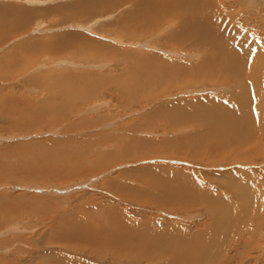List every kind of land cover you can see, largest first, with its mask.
<instances>
[{
    "label": "bare ground",
    "instance_id": "1",
    "mask_svg": "<svg viewBox=\"0 0 264 264\" xmlns=\"http://www.w3.org/2000/svg\"><path fill=\"white\" fill-rule=\"evenodd\" d=\"M32 1L28 4H41ZM110 1H105V6ZM226 1L129 0L126 7L131 8L123 10L120 26L114 30L118 37L128 39L124 43L137 45L135 40L147 36L153 39L158 31L176 22L178 28L166 31L157 46L170 57H179L174 49L197 52L198 61L189 63L156 53L133 54L106 44L90 49L74 47L67 35L47 38L45 45L40 42L44 45L40 50L54 51L52 56L67 52L65 59L52 65L55 70L64 65L67 68L59 74L40 76L33 74L37 68H31L34 77L29 78V84L35 91L44 89L45 94L38 104L22 103L20 116H27L18 125L20 131L47 130L77 115L66 131L86 133L79 138H47L32 145L0 148V191L29 193L39 192L41 187L46 193L45 197L21 193L14 198L0 196L1 249L5 255L10 252L6 244L24 239L26 233L32 238L41 236L45 246L41 252L25 255L26 260L4 257L1 264H264V78L260 79L264 77V0H230L234 6ZM102 2L93 0L87 5L98 14L97 6ZM82 4L77 8L82 10L86 2ZM105 6L100 13L107 10ZM114 6L108 11H114ZM120 6L116 4V8ZM124 24L133 25L134 30H126ZM26 41H20L12 52L34 46V41ZM135 42L144 48L155 45H151L153 41ZM69 45L73 47L68 50ZM6 60L0 59V71L15 70L17 61ZM109 60L115 62L119 75L101 72ZM93 63L96 65H90ZM216 84L230 87L232 96L168 101L121 128L112 118L121 111L161 102L158 99L180 89ZM30 89L27 86L29 94L34 92ZM198 92L226 94L225 90L211 89L179 96ZM92 130L98 131L92 134ZM149 133L166 138L136 137ZM3 141L8 142L7 138ZM172 160H186L198 165L197 170L160 166ZM140 161H146L147 167L121 172L118 180L101 183L98 191L102 197L95 191L94 195L88 192L69 200L79 192L78 185L84 183L81 187L85 190L89 184L100 183L97 175L108 172L103 176L108 178L119 166ZM200 162L208 169L214 166L217 172H206ZM121 178L137 181L141 188L121 183ZM57 184L65 188L59 189ZM99 199L103 201L97 202ZM80 201L103 207V218L86 210L66 213ZM140 207L162 211L165 220ZM52 211L60 221L44 233H35L24 223L34 214V223H44Z\"/></svg>",
    "mask_w": 264,
    "mask_h": 264
},
{
    "label": "rangeland",
    "instance_id": "2",
    "mask_svg": "<svg viewBox=\"0 0 264 264\" xmlns=\"http://www.w3.org/2000/svg\"><path fill=\"white\" fill-rule=\"evenodd\" d=\"M17 1L18 0H0V19L2 22L4 21L3 23H1V21H0V54H1L0 59H6L7 58L6 61H11L14 63L17 61V63H18V66H16L14 68L15 70L9 69V71H8V69H6V70L0 71V76H5L2 79L0 77V148L10 149L11 147H13V145H19V144L32 145L34 143H37L38 141L46 140L47 138H50V139L51 138H64L66 136H68V137L74 136L75 138H79V137H83L85 135L84 133H86L84 131H77L75 133L70 134L66 131V128L71 126V125H69L70 123L71 124L75 123L73 118L76 117L77 115H74L71 119H68L64 123L59 124L55 127H51L47 130H38L36 132L23 133L19 129L18 125L21 123L22 118L26 115L25 114V115L20 116L21 113H20L19 109L21 110L20 107L22 106V103L25 101H28V103L30 102L32 104H34V103L38 104V102H39L38 100L40 98H42V96L45 94L44 89L37 88V89H40V91H35L36 87L29 84L30 79H32V77H34L33 74H35V75L37 74L38 76L49 75V74H53V73L55 74V71H58L57 74H59V71L61 72V69L67 68V66H65V65H64L65 67L63 66L60 70H55V68H53L54 63L65 59L64 57H65L67 52H58V54L56 56L55 55L52 56L54 51L46 50L48 52H45L42 49L40 50V48L45 45L44 42L47 38H50V37L53 38L56 36L60 37V36L67 35L66 37H69L70 40L74 41V43H75L74 47L85 46V47H88V49H90L89 46L101 47L102 45L106 44V45H110L111 47H116L117 49L122 50V51H127L129 53L134 52L133 54L138 53V52H139V54L142 53L145 55H147L149 53H153V54L156 53L160 57H163L166 59H172V57H173V60L179 59V60L184 61L186 63L196 61L198 59L197 58V52H194V51L191 52V51H185V50H179V49H174L175 51L178 52L177 54H179L178 55L179 57H177V56L176 57H174V56L170 57V56L162 53L161 51L163 49H160L157 46L159 43L158 41H160L164 36H166V35H164V33H166V34L168 33L166 31L169 30L171 32L173 29H175V27L178 28V25L176 24V22L169 24L171 26H169V25L165 26L164 31L163 30H160V32L158 31V33H157L158 35L156 37H153V39H152V36H151V38H150V36H147L146 37L147 39L144 38L145 40L144 39H137L139 43L141 42L140 44L149 43V42L151 43L153 41L151 44V45H153L155 43V45H153L154 48L152 47L153 49L141 47L138 43L135 42L137 40L134 41V44H137V45H129V44L127 45L126 43H124V42L128 41V39L127 38L125 39V37L124 38L118 37L117 31L114 29H115L116 25L120 26L119 21H118L119 17L121 16V14L123 12H125L123 10H125L129 6L128 5L129 0H127V1L126 0H117V1L116 0L115 1L108 0V1H110L109 5H112V6H109V5L105 6L106 5L105 1H107V0H102L104 3L102 2L99 4H103V5H100L101 7L97 6L98 7V11H97L98 14H96V11L94 10V8H93V10H91V8H92L91 5H87V3L91 4V2L93 0H91V1L90 0H71V1L70 0H68V1H64V0H59V1L58 0H55V1H53V0H33L32 1V0H30L32 2L36 1L37 3H41V4H31V5L28 4L29 0H19L18 2ZM25 2H27V3H25ZM85 2H86V4H85ZM116 2L119 3L121 6L122 5L123 6L122 7L120 6V8L117 7V8H119V9H117L116 8V4H117ZM125 2H126V5H124ZM229 2H231V1L230 0L226 1V3H229ZM72 3H75V4H72ZM79 4H82V5L85 4L84 6L88 9H86L85 7L82 10L80 8H77ZM138 4H140V3H138ZM230 4L232 6H234L233 2H231ZM74 5L75 6L77 5L76 8H74ZM2 6H4V8ZM67 6H69L70 8L73 7V9L72 8L70 9ZM102 6H105L107 8V10L105 9L100 13V10H102L101 9ZM113 6H114V11H108V10H111V8ZM130 8H127L126 11L129 10ZM67 9H69V10H67ZM119 10H121L122 12ZM67 12L68 13L70 12V14H68ZM10 13H13L14 15L10 14ZM66 13H67V15H66ZM84 15L85 16L87 15V16L84 17ZM110 17H112V18H110ZM240 17H243V14H241ZM243 19L244 18H242V20ZM100 20H102V21H100ZM12 21H13V23H12ZM243 23L245 25H248V22H246V21H243ZM42 24L45 27L42 28ZM124 25L126 27V30H134V28H132L133 25H130V24H124ZM38 26H41L42 31L38 30V29H40V28H38ZM166 27H168V28H166ZM88 28H89V30L90 29L91 30L89 31ZM127 28H130V29H127ZM37 30L41 31V32L37 33L38 32ZM14 33H15V35L13 36ZM157 37H158V39H157ZM30 40L35 42L34 46L32 44L31 45L29 44L24 49L18 50L20 52L22 51L21 53L20 52H17V53L12 52V51H14L13 49L16 46L21 45V44H18V43H20V41L28 42ZM139 40H141V41H139ZM116 41H119V43H116ZM40 42H42L44 45ZM28 46H30V47H28ZM71 47H73V45H69L67 47V49L69 50V49H71ZM85 53L87 55V52H85ZM8 54H10V56H8ZM183 55H186V56H183ZM4 56L6 58H4ZM189 56H192V57L189 58ZM12 57L15 58L16 60L13 59ZM104 57L107 58L106 55H104ZM19 59H21V60H19ZM51 60L54 62H52ZM101 64H104V63H101ZM105 64H106L105 70L101 71L104 75H109L108 73L112 74L109 76H113V77H114V74H116V76L119 75V73L115 70L116 64L113 60H109ZM83 65H85V64H83ZM90 65L95 66L96 64L94 65V63H93ZM43 66H45L47 68H42ZM31 68L33 70L37 68V73H33V74L30 73L32 71ZM45 71H47V72H45ZM110 71H112V72H110ZM1 72H3V73H1ZM91 72H93V71H91ZM94 73H96V72H94ZM30 74H32V75L30 76ZM8 76L9 77L11 76V77L9 78ZM7 77H8V79H7ZM263 78L264 77L262 75L260 79L262 80ZM26 84H28V85H26ZM27 86L29 89L33 88L30 90H34V92H30V94H29L26 90ZM189 89L188 88L180 89L175 93H171V94L167 95L166 97L164 96V97L158 99V100H162L161 102H155L151 105L146 104L144 106L137 107L136 110L131 111V112L121 111V113H119L118 116H117V114H115V116L112 118H115L114 121H116V124H118L116 127L121 128V125L127 126L132 121H135L136 119L142 118L145 114L151 112L153 109H155V108H157V107H159L165 103H168V101H173L175 99H182V98H184V99L200 98L201 99V97H208V98L218 97V98H220L222 96H223L222 98H228V97H231L233 94V90L230 87H227L224 85H219V84L210 85L209 87H204V88L195 86V87H192ZM211 89L225 90L226 94L222 93V92L220 94V92H219V93H215V94H219L218 96H215V95H212V93L200 94V92H198V93H194V94H187V95L179 96V95H182L183 92L184 93L188 92V91H191V92L195 91L196 92V90L201 91V90H211ZM228 90H230V93L227 92ZM38 92H40V93H38ZM251 92L252 91H250V93ZM23 95L26 97H24ZM110 95H111V98L114 99V94L110 93ZM149 100L150 99H147V102ZM262 100L264 101V97ZM108 102H109V99H108ZM4 106H6V107L4 108ZM8 108H12V110L9 109L10 110L9 111ZM106 108H107V106L104 105L103 109H106ZM111 108H114V104L108 106L107 111L112 110ZM7 111H9V112H7ZM114 128H115L114 126L111 127V129H112L111 132H113ZM92 131H94V132H92V134H94L98 130H92ZM186 131H190V129L186 130ZM42 133H46V134H43L40 137H35L37 134H42ZM136 137H146V138L154 139L157 141L165 140L164 138H166L165 135L160 134V133H153V134L149 133L148 135H142L141 134V135H138ZM4 138H7L8 142H4L3 141ZM162 159L168 160L167 158H162ZM90 161H92V160H90ZM144 165H148L146 161L135 162L133 164H123V165L119 166V168L117 170H115V173H111L109 171V173H111V174H109L108 178H106V177L103 178L104 175L105 176L108 175L107 174L108 172L107 173H105V172L101 173L99 176L97 175V177L100 178V183H99V181H97L98 184L97 183L92 184V185L89 184V186L87 185L88 187L86 186L87 188L85 187V190H84V188L81 187L84 183L81 184L80 186L78 185L76 188L77 189L80 188L79 190H77L79 192H77L76 194H73L72 198L69 200L74 201L77 197L84 195L88 192H90L91 194L93 193V195L97 192L96 194L98 195V193L100 191L98 186L101 183H105L108 180H111V181L118 180V175H120L121 172L129 171V170H135V169H138L141 167H147ZM164 165L176 167L179 169H195L196 166H198V165L190 163L186 160L180 161V162L177 160H172V162H170V163H168V161H164V162H162V164H160V166H164ZM200 167L205 168L206 166L205 167L202 166L201 162H200ZM207 167H209V166H207ZM207 167L204 169L206 172H211V173L214 171L217 172V170H215L214 166H212V168L210 166L209 169ZM213 167H214V169H213ZM235 167L237 168L238 166L236 165ZM239 168H242V167H239ZM249 168H255V167H249ZM195 170H197V169H195ZM209 170H211V171H209ZM200 171H201V169H200ZM90 179H92V178H90ZM101 180H102V182H101ZM129 180L130 179H127V178H121L120 182L121 183L130 182ZM89 183H90V181H89ZM130 183H132L134 186H136L138 188H141V185L138 184L137 181L130 182ZM19 184H23V183H19ZM6 185H9V184H6ZM27 186H29V185H27ZM55 186H57V188H59V189L65 188L64 186H62V184H57ZM96 186H97V188H95ZM89 187H90V189H89ZM92 189H93V191H92ZM98 189H99V191H98ZM42 190H44V188H41V187L39 188V192H35V190H33L34 192L28 190L29 193L26 192L27 190L26 191L19 190L22 192H16V191H11V190H2V191H0V196L1 195L10 196L11 195L10 198H14V197H16V195H19L20 193H21V195L23 194L24 196L28 195L27 197H30V195H33V196L34 195H39V196L46 195V193ZM100 193H99V196L102 197L103 195H101ZM43 197H45V196H43ZM102 201L103 200L99 199L97 202H102ZM107 201L109 203H115L113 200H107ZM115 204H117V203H115ZM130 208H132V207H130ZM138 209L145 211L147 213H154L157 217H160V218H162V220H165V217L160 214V213H162V211H158V210L151 211V210L145 209L143 207H140ZM82 210L92 211L96 216L103 218V213H104L103 207H95L94 204H89L88 202L84 203L81 201L79 203H77V205L75 207H71V208L67 209L66 213L82 211ZM32 217L33 218L31 221L28 218L26 221L24 220V223L29 224L28 225L29 229H33V231L36 230L35 233L39 232V231L44 233L45 231L48 230V228L55 227L60 221L59 218L56 217V213L54 211H52L51 217L48 218L44 223L42 221H39V223L36 224L33 222V219H34V221H36L37 216L34 214V215H32ZM1 220L5 222V218H1ZM88 220H90V217L88 218ZM46 225H49V226H46ZM1 227H4L3 222H1ZM26 235H27V237H25L24 239H19V240H17V242H14V243L12 242V244L10 246L8 243L6 244L5 249L10 251L9 254H7V255H5L4 251L1 249L3 242L1 241V237H0V262L1 263L3 262L4 257L9 258V259L12 257L24 259L25 255H27L31 252H36V253L41 252V250L45 248L43 242L41 241V239H39L41 236H36L35 238H32L27 233H26ZM24 260H26V259H24ZM4 264H11V263L8 262V263H4Z\"/></svg>",
    "mask_w": 264,
    "mask_h": 264
}]
</instances>
